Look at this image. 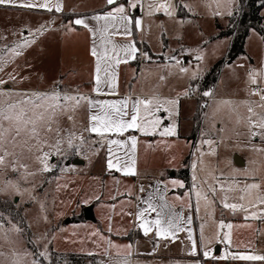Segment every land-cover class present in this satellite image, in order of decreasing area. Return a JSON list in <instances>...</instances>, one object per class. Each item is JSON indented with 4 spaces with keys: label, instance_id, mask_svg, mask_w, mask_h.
<instances>
[{
    "label": "snow or ice",
    "instance_id": "obj_1",
    "mask_svg": "<svg viewBox=\"0 0 264 264\" xmlns=\"http://www.w3.org/2000/svg\"><path fill=\"white\" fill-rule=\"evenodd\" d=\"M215 4L214 16H228L232 18L243 14L244 0H223L224 9L221 10L222 0H212ZM105 10L89 16H77L65 25L67 31H75L77 26L83 27L92 38L90 55L94 58L92 75V93L96 97L119 95V66L128 65L133 61L153 63V56L140 44L147 42L137 40L139 34L143 36L151 30V24H145V18L164 16L174 23H183L180 13L190 15L194 9L191 4L183 0H105ZM0 6H12L27 10H43L57 14L64 12L63 0H0ZM211 8V4L206 5ZM264 7V5H262ZM94 22V23H91ZM243 22V21H241ZM55 18L37 26L35 29L22 26L20 31L12 32L14 39L0 33V193L11 194V206H19V197L27 195L35 199L34 183L36 177L48 173L69 172L74 170V164L61 166L72 157L90 158L89 154L97 155L100 150L106 152L105 167L110 173H120L122 176H138V145L140 136H160L161 138L177 135L178 98L164 97L159 93V87L167 82V75H160L157 86L150 95L125 96L115 100L96 99L92 95L79 90L67 89L62 82L54 83L50 90L39 91L17 87L29 80L30 77L21 75V66L17 60L26 51L39 42L46 32L52 30ZM160 27H163L161 22ZM180 38V37H178ZM166 46V45H165ZM182 52L185 50L181 49ZM196 52L194 59L198 62L191 69L184 66V62L175 50L167 56L168 75L187 76L190 83L182 95L190 97L198 91V85L193 83L202 78L201 64L205 57L200 49L186 50L187 55ZM164 58V53L160 54ZM15 65L12 71L8 68ZM30 68L31 65H25ZM244 67V65H239ZM248 95L255 100L241 103L246 112L240 114L238 105L231 100L219 101V104L230 108L235 115L237 125L244 128L243 135L247 138L246 147L257 153H264V66L260 69L250 68L247 73ZM203 97H212V91H203ZM205 103L201 107H207ZM84 112L87 123H78V115ZM163 113V115H161ZM170 123H165V120ZM213 128L216 124L213 123ZM220 131H223L221 128ZM136 133V134H132ZM237 135H240L238 133ZM165 142L166 141H162ZM255 142V143H253ZM227 146L223 137L220 139H203L201 147L196 149L197 161L190 167L193 171L192 184L186 190L188 197L189 215H185L183 208L177 210L170 201L167 193L177 188H185V184L176 179L159 180L150 185L146 197H137V211L135 222L145 237L153 236L156 241L154 247H159V241L175 242L179 233L184 232L190 241L188 255L203 257L205 260H232L246 262H264V254L253 251L225 252L216 256L208 247L211 238L205 243L204 224L200 225V247L193 235V216L195 211L199 216L201 203L207 207L219 203L232 214L244 213V219L264 221V181L255 174H244L246 179L241 182L235 176H226L223 171L213 175L211 181L201 178L196 173L203 170V146H209L210 154L217 155L221 145ZM35 166V167H33ZM12 175H9V174ZM251 180V182H248ZM45 180L44 183H47ZM119 183V180L116 181ZM25 185H30L26 187ZM43 187V184L40 185ZM143 185L139 192L145 193ZM131 195V193H127ZM194 197V199H193ZM184 196H176L175 200L183 201ZM95 199L99 201L100 195ZM116 199L115 196L112 197ZM8 203V202H5ZM114 207V205L112 206ZM133 215V213H126ZM46 219V217H45ZM110 219V218H109ZM10 227L6 228L5 225ZM228 229V232L217 233V243L226 242L231 245V223L219 222L218 229ZM23 234L22 224L13 222L10 213L0 209V233L8 240L9 233ZM111 232V227H109ZM99 237L107 245L104 248L106 261L100 264H132L134 245H119L110 237L104 236L99 230L91 233ZM28 243H33L29 239ZM93 243H96L94 240ZM152 254V253H150ZM0 255H4L0 253ZM15 257L12 264H21L22 256L12 251ZM33 257L31 264H42V259L53 264L52 254L48 245H43L39 252H25L24 257ZM88 255H96L89 252ZM192 264H201L195 259Z\"/></svg>",
    "mask_w": 264,
    "mask_h": 264
},
{
    "label": "rangeland",
    "instance_id": "obj_2",
    "mask_svg": "<svg viewBox=\"0 0 264 264\" xmlns=\"http://www.w3.org/2000/svg\"><path fill=\"white\" fill-rule=\"evenodd\" d=\"M186 3L191 4L194 11L190 14L191 16L186 18L184 27L182 28L178 27L177 23H174L172 20H169L164 16H156L154 18L146 17V25L151 24V30L145 33V38L151 49V53L156 55V57H153V63L151 64L146 62L144 65V61H140V66L135 65L132 70L133 75L137 76L138 74L140 78L143 73L145 75H147V73H153L157 75L158 78L162 74L167 75L168 78L166 84L160 87L162 89L167 88L175 94L181 96L178 105V115L175 117H177V119L179 117H186V119L182 121V132L189 130V122H187V119L190 117L194 109L193 101L182 95L190 81L187 76L178 77L168 75L166 67L167 56L172 55L173 50H175L178 58L184 62V66L191 69L193 66L198 64V62L194 59L196 52H192L191 55H187L186 50H202L201 54L205 57L201 64L202 78L193 82L198 85V91L191 95L197 99L196 101L198 106H201L205 104V98L202 96L203 90L201 82L216 63L226 59L230 46L229 37L215 38L218 35L220 28H227L229 17L226 15L222 17L214 16L212 12L215 8V4L212 0H189ZM208 4H211V8L206 6ZM223 9L224 4L222 0L221 10ZM261 16L264 19V8L261 11ZM19 20V18L15 17L0 16V33L8 34L9 40L14 39V37L11 36V33L17 32L20 22ZM161 22H163V27H160ZM69 41L68 56L63 61V68H65V70L67 69L69 72L72 67L77 68L76 65L81 66L80 63L84 60V63L82 64L83 69L81 68L78 70L79 76H77L78 72L76 75L70 72L67 74L68 76H66V78H68L66 80L63 78L62 81H57L62 82L63 87L67 89L79 88L80 91L88 90L89 88L86 86L78 85L79 78H82L81 80L84 78L89 79L92 74V61L88 50L84 47V52H80V50H77L74 46H72L71 44H73V41H71V36L69 37ZM4 43V41H0V47H2ZM181 49L185 51L182 52ZM247 50L249 56L254 59L255 64L252 66L249 62V57H244V64H241V61L236 64L235 68L237 70L235 71V75L237 77L231 79H237L240 82L241 88H243L244 85H247V73L250 68L260 69L264 66V39L255 30H252L251 37L248 40ZM37 51L39 54L36 58H34L36 64L33 63V66L30 68L25 67L23 63L20 64L17 60V63L21 66V75L30 77L29 80L17 87L45 91L50 90L54 83L57 82L52 71L53 59L50 57L49 52L43 48H39ZM161 53H164L163 59L160 56ZM81 55H83V57H81ZM25 63L30 65L28 58L25 59L24 64ZM226 65L228 64L225 63L224 66ZM239 65H244V67H239ZM139 67L140 72L137 73ZM13 68H15V65H12V67L8 68L7 71H12ZM64 75H66V73H64ZM221 90L222 89H220L218 93H221ZM234 102L236 101L234 100ZM236 103L237 105L240 104L238 102ZM224 106L229 108L228 106L217 102L213 105L211 112L216 118L218 124L223 122L225 130H218V124L215 123L216 127L213 128L214 135L211 137V133L210 138L215 137V139H220L223 137L227 146L222 144L217 149V155L215 156L210 154L209 146H207L206 151L202 147V151L205 152V155L203 156V165L200 167H202L203 170L198 172L204 171V168L209 171L211 168L214 172L217 169V175L219 174V171H223L226 175L229 174L227 167L225 166L224 159L227 152L231 149L230 142L236 138V120L234 114L229 113L227 116L222 114L221 110ZM77 120L78 123L86 124V114L81 112L78 115ZM175 121L178 123V120ZM203 139H200L197 148L201 147ZM197 148L192 150L191 146L190 149L188 148L185 156V162L189 161V159L192 160V163L197 161V156L195 155ZM89 157L90 158L72 157L61 165L66 166L74 164V170L72 171L60 172L57 170L54 173H48L44 176L36 177L34 181L36 189L33 193L35 199H29L27 195L21 196L19 197V206L10 207V202L13 199L11 194L0 193V209L5 210L6 214L10 213L13 222L20 223L24 227L23 234L10 232L7 241L5 240L3 233H0V253L4 254L0 255V264H12V261L15 259V257L11 255L12 251L19 252L21 254V264H31L33 257L31 255L24 257L23 254L25 252H39L43 250L44 244L48 245V249L51 254H53V252H59L58 254H60L61 252L82 251L85 249L89 251H104V248L106 247L104 241L99 237L91 235V233L97 230L100 231V226L97 225L95 230H79L75 226L67 227L68 220L83 217L86 208L92 207L94 211V207L97 205V200L95 199L96 195H100L107 200L112 199L113 195H115L113 192L114 178L110 177L104 180V176L107 172L105 167L106 152L104 150H100L97 155L89 154ZM258 157V165L260 166L264 156L260 153ZM77 160H80L82 163L75 164ZM138 166L140 169L137 171L139 175H142L144 172V141L142 142L140 148L138 147L137 168ZM211 166H213V169ZM9 175L12 174L10 173ZM177 178L183 180V178L179 175ZM45 180H48V182L44 183ZM122 182V189L120 190L119 195H127V197L119 202L117 210L118 213L115 218L117 225L120 227L119 231L116 229V232L118 231V233H126L131 229L135 214L132 211L131 201L133 186L132 178H124ZM41 184H43V187H40ZM25 186L30 187V185ZM129 192L131 195L127 194ZM110 207V205H102L98 208L97 215L98 218L100 217L101 221H108L109 213L111 211ZM129 212L133 213V215L130 216L126 214ZM219 214L228 218L231 217L229 210L224 211L219 208ZM208 218L209 217L205 218V221L202 222V224H204V237L206 239L211 238V241H213L217 238V234L215 231H212L211 225H209L210 220ZM206 223H208V225ZM5 227L8 228L10 226L6 224ZM103 227L106 226L103 224ZM198 229L200 233V227ZM29 239H31L33 243H28ZM94 240L96 243H93ZM216 250L217 248L214 247L213 253L215 255ZM65 256L68 257L69 255ZM198 259L201 260V264H226L222 260H205L203 257ZM131 260L132 264H192V261L195 259L154 258L144 262V259L136 257V259L131 258ZM103 261H106V259ZM52 262L53 264H100L101 260L91 257L82 259H64L60 256H55L52 257ZM42 264H48V261L42 259ZM231 264L237 263L232 261Z\"/></svg>",
    "mask_w": 264,
    "mask_h": 264
},
{
    "label": "crops",
    "instance_id": "obj_3",
    "mask_svg": "<svg viewBox=\"0 0 264 264\" xmlns=\"http://www.w3.org/2000/svg\"><path fill=\"white\" fill-rule=\"evenodd\" d=\"M189 0H183L184 3L188 2ZM64 3V12L52 14L48 13L43 10H27L23 8H17L12 6H0V16L3 17H15L19 18V26L17 31H20L22 26H28L35 29L37 26L41 24H45L46 22L50 21L51 19L55 18L56 23L55 25H50L52 30L46 32L43 37L39 38V42L33 46L32 48L28 49L25 55L18 59L20 64L23 63L26 58H28L29 64L33 66L34 58H36L39 54L37 51L39 48H43L49 52L50 57L53 59V66L52 71L55 75V80L62 81L63 78L65 80L67 74L70 72L74 75L77 74L79 76V71L82 68V64L84 63L82 60L80 65H76V67H72V69L67 71L63 68V61L68 56V48H69V37L71 36V44L80 52H84L83 48L86 47L88 53H90V47L92 45V38L90 34L85 30L83 27L77 26L75 31H67L65 25L71 19L76 18L77 16H91L93 14L102 12L105 10V0H63ZM183 13V12H182ZM191 15H185L183 13V23H177V26L182 28L184 27V23L186 18ZM25 19V20H24ZM94 23V22H91ZM146 24V18H145ZM252 30L250 31V35L246 40L245 44V54L240 56L236 61L231 64L224 66L221 70L220 76L215 83V85L208 91L213 92L212 97H204L205 102L208 106L201 107L198 106L197 99L190 96L188 99L193 101L194 109L188 117L187 122H189V130L182 132V121L186 119V117H175V120H178L177 126V135L174 137H166L161 138L160 136H140V144L138 147L140 148L142 142L144 141V172L142 175L138 177L128 176V178H132L133 186H132V211L135 213L137 211V204L139 200L137 197L147 195L148 191H150L149 186L154 185L159 180H171L176 179L182 181L184 184L185 182L182 179L177 178V174L184 168H188L189 171V178H190V186L192 184V175L193 171L190 167L192 164V160L185 162V156L187 154L188 148L191 150L197 148L199 145L200 139L210 138V134L212 133L211 137L214 135L213 132V123H217L216 118L214 117L212 111L213 105L222 100H231L240 103L238 105V111L240 114H244L246 109L244 105L241 103L242 101L246 100H255L256 97H250L248 95V85H244L241 88L240 82L236 80H231L235 75V71L237 70L236 64L241 61V64L245 63L243 61L244 57H249V62L253 66L255 64L254 59L249 56L247 50L248 40L251 37ZM137 40L143 39L146 41L145 34L143 36L137 35ZM232 39L230 38V44ZM139 47L142 49H147L150 51V47L148 44H140ZM230 47V46H229ZM42 50V49H41ZM229 51V49H228ZM151 53V51H150ZM153 57H156L153 53H151ZM91 61H92V74L89 79L81 80L79 78L78 85L79 86H86L89 88L88 90L81 91L85 94L92 95L96 99H107V100H115L125 96H140V95H150L152 90L158 83V76L153 73H147L145 75L142 74L140 78L133 75V68L135 65L140 66V61H133L128 65H120L119 66V81H118V93L119 95H112V96H99L96 97L94 93H92V75L94 69V58L89 54ZM83 57V55H81ZM36 60V59H35ZM36 64V63H35ZM146 62H144V65ZM80 68H79V67ZM84 67V66H83ZM83 69V68H82ZM140 72V67L137 70V73ZM66 73V75H64ZM65 76V77H64ZM232 77V78H231ZM237 81V82H236ZM136 82V83H135ZM226 88V89H225ZM221 90V93H218ZM203 90V89H202ZM204 91V90H203ZM159 93L164 97H171V98H178L180 99V95L175 94L173 91L165 88L162 89L159 87ZM230 108H226L225 106L222 107V114L228 115L230 113ZM198 110L201 111L200 117L198 118ZM163 115V113L161 114ZM170 120H165V123H170ZM218 124V123H217ZM225 130L223 122L218 124V130L220 129ZM240 133V135H237ZM244 128L242 125L236 124V138L230 142L231 149L227 152L225 156V166L227 167L228 173L226 176H235L236 179L243 182L245 181L246 177L244 174H255L259 177L262 181H264V157L262 158V162L260 166L258 165L260 153L252 151L250 148L246 147L247 138L243 135ZM136 134V133H132ZM203 135V137H202ZM215 138V137H213ZM162 141H166L162 142ZM189 141V142H188ZM255 143V142H253ZM191 144V145H190ZM258 147H264V145H257ZM204 150H207V146H203ZM140 150V149H139ZM264 156V153H262ZM191 158V157H190ZM213 169V166H211ZM140 167L138 166L137 170ZM197 170V175L201 178H208L209 182L211 181V177L213 175H217V169L208 171L204 168V171ZM199 173V174H198ZM114 178V188L113 192L115 193L116 199H104L101 197L99 201H97V205L94 207V216L95 221H86L83 217H77L75 219H69L67 222V227L75 226L79 230H87V229H96L95 227L100 226V231L106 237H110L114 243L119 245H127L129 243H133L134 248V255L131 257L132 259H136V257L144 259V262L148 261L149 259H170V258H189V259H198L201 257H192L188 255V251L191 247L190 241L187 238L186 233L181 232L179 233V238L175 240V242L161 240L159 241V247L156 248L154 245L156 244L155 239L153 236L145 237L142 234V231L138 228L135 222V214L132 221V227L126 233H118L120 230L119 225L115 220L117 213H118V206L119 202L127 197V195H119L120 190L122 189V181L125 176H122L120 173H110L106 172L104 176V180L106 178ZM119 180V183L116 181ZM251 182V180H248ZM143 185L145 188V193H140L139 188ZM189 186V188H190ZM186 187V184H185ZM186 188H177L174 192L169 191L167 193L170 201H172L175 205L177 210H181L183 208L184 214L189 215L188 211V197L185 196ZM113 193V194H114ZM176 196H184L183 201L175 200ZM194 199V197H193ZM102 205H110V213L108 217V221L103 220L101 221L100 217L98 218L97 210ZM114 205V207H112ZM219 208L226 211L221 204L216 203L214 205L205 206L203 202L201 203L199 216L196 215L195 211L191 214L193 216V235L194 239H196L198 247H200V233L199 227L202 222L205 221V218L209 217L211 229L215 231L216 234L218 231L220 232V236L222 237L223 233L228 232V229L219 230L218 225L220 221L224 223H231L233 228L231 229V245H228L226 242L217 243V238L214 239L211 244H208L209 248L214 249L217 248L216 255L221 256L225 254V252H247L253 251L257 254H264V221L261 220H248L244 219V213H237L232 214L231 217L228 218L219 214ZM110 218V219H109ZM77 220V221H75ZM104 222V223H103ZM95 223V224H93ZM103 224L106 227H103ZM208 225V223H206ZM109 227H111V232H109ZM116 229L118 230L116 232ZM208 239L205 238V243H207ZM107 246V245H105ZM89 252L96 253V255H88ZM59 253V252H58ZM152 253V254H150ZM60 254L63 255H78V256H87V257H95L100 259L101 261L105 260L104 251H89V250H82V251H67L61 252ZM226 264H231L232 260H222ZM237 264H264V262H246V261H233Z\"/></svg>",
    "mask_w": 264,
    "mask_h": 264
},
{
    "label": "trees",
    "instance_id": "obj_4",
    "mask_svg": "<svg viewBox=\"0 0 264 264\" xmlns=\"http://www.w3.org/2000/svg\"><path fill=\"white\" fill-rule=\"evenodd\" d=\"M264 0H244L243 3V14H237L236 16L228 19L227 28L222 29L215 38L229 37L232 39L227 57L225 60H222L216 63L211 70L206 74L205 78L202 80V89L204 91L210 90L215 83L217 82L221 70L225 63L231 64L240 56L245 54V44L246 40L250 35L251 30L257 31L262 38L264 39V19L261 16V11L264 7ZM180 16H183V13H180ZM243 21V22H241ZM201 111L198 110V118L200 117ZM187 165V162H186ZM186 184V189L190 186V178L188 168H184L178 172V174ZM77 221V220H75ZM61 257L64 259H82L87 256H76L69 255L68 257L63 254H58L53 252L52 257ZM95 258V257H91Z\"/></svg>",
    "mask_w": 264,
    "mask_h": 264
},
{
    "label": "water",
    "instance_id": "obj_5",
    "mask_svg": "<svg viewBox=\"0 0 264 264\" xmlns=\"http://www.w3.org/2000/svg\"><path fill=\"white\" fill-rule=\"evenodd\" d=\"M80 160H77L75 164H81ZM84 219L86 221H95L94 211L92 207H88L84 211Z\"/></svg>",
    "mask_w": 264,
    "mask_h": 264
}]
</instances>
